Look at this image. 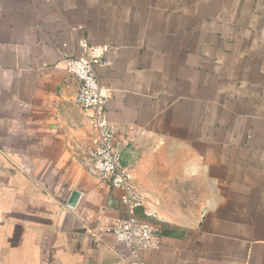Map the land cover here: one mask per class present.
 Listing matches in <instances>:
<instances>
[{
	"label": "crops",
	"instance_id": "1",
	"mask_svg": "<svg viewBox=\"0 0 264 264\" xmlns=\"http://www.w3.org/2000/svg\"><path fill=\"white\" fill-rule=\"evenodd\" d=\"M81 35L115 46L108 118L161 237L142 258L264 264V0H0V264H129L86 235L127 210L88 169Z\"/></svg>",
	"mask_w": 264,
	"mask_h": 264
},
{
	"label": "built area",
	"instance_id": "2",
	"mask_svg": "<svg viewBox=\"0 0 264 264\" xmlns=\"http://www.w3.org/2000/svg\"><path fill=\"white\" fill-rule=\"evenodd\" d=\"M80 52L66 58L69 74L79 82L77 102L85 110L96 133L94 143L87 148L89 172L103 184L121 189V202L127 210L125 218L106 221L101 229L86 227L88 240L94 245L107 243L113 237L129 252L123 259L129 264H154L142 258L144 249H158L161 237L156 224L138 214L143 196L133 182L129 168L122 164L118 146V127L108 118V95L105 93L100 66H108L109 53L115 46L109 43L92 44L85 35L79 37Z\"/></svg>",
	"mask_w": 264,
	"mask_h": 264
},
{
	"label": "water",
	"instance_id": "3",
	"mask_svg": "<svg viewBox=\"0 0 264 264\" xmlns=\"http://www.w3.org/2000/svg\"><path fill=\"white\" fill-rule=\"evenodd\" d=\"M132 160H133V156H127L125 154H122V164L124 167L129 168ZM79 197H80V192L78 190H75L71 196L69 205L76 206Z\"/></svg>",
	"mask_w": 264,
	"mask_h": 264
}]
</instances>
